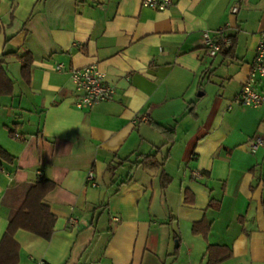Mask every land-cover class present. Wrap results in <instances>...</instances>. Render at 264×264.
Returning <instances> with one entry per match:
<instances>
[{"label":"crops","instance_id":"1","mask_svg":"<svg viewBox=\"0 0 264 264\" xmlns=\"http://www.w3.org/2000/svg\"><path fill=\"white\" fill-rule=\"evenodd\" d=\"M219 28L232 46L210 57L203 32ZM261 31L264 0H173L162 12L0 0L13 83L0 95V239L12 209L43 203L56 217L49 240L15 232L17 264H209V246L231 252L215 264H264V147L246 146L264 135V105L236 102ZM90 64L115 95L78 108L71 71Z\"/></svg>","mask_w":264,"mask_h":264},{"label":"built area","instance_id":"2","mask_svg":"<svg viewBox=\"0 0 264 264\" xmlns=\"http://www.w3.org/2000/svg\"><path fill=\"white\" fill-rule=\"evenodd\" d=\"M141 5L155 11H166L173 0H140ZM238 5L231 7V12L236 13ZM203 46L206 54L210 57L229 49L232 40L225 34L224 28H219L214 34L209 31L203 32ZM71 78L75 83L74 105L78 108H89L100 102L111 101L115 95V86L105 82L104 73L96 64L73 68ZM264 78V31L259 33V41L256 47L255 57L251 64L249 74L242 83L236 102L242 106L257 108L264 105V90L257 88L259 79ZM140 114L135 115V120L142 119ZM250 153H255L260 147H264V135L255 133L246 143ZM0 171L2 168L0 166ZM87 183L96 185L93 171L86 176ZM118 221L117 217H114ZM45 264V263H44Z\"/></svg>","mask_w":264,"mask_h":264},{"label":"trees","instance_id":"3","mask_svg":"<svg viewBox=\"0 0 264 264\" xmlns=\"http://www.w3.org/2000/svg\"><path fill=\"white\" fill-rule=\"evenodd\" d=\"M21 63V75L28 80L32 64L30 53L19 57ZM13 93V83L6 74L2 62L0 61V95H11ZM158 126V125H157ZM164 132L166 128L160 127ZM8 154L0 147V157L5 158ZM147 158V157H146ZM161 178L164 180L167 175L162 172ZM56 217L50 211L49 207L43 203L32 206L28 211L12 209L9 217L7 228L0 239V264H17L19 258V245L14 239V234L18 229L29 231L37 236L49 240L54 232ZM214 247L209 246V264H215L228 258L231 252L227 249L223 255H212Z\"/></svg>","mask_w":264,"mask_h":264}]
</instances>
